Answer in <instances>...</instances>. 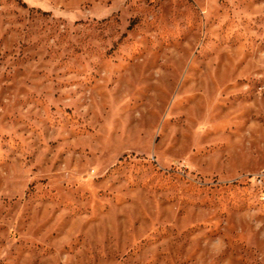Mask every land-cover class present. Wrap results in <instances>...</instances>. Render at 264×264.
I'll list each match as a JSON object with an SVG mask.
<instances>
[{
    "label": "rangeland",
    "instance_id": "374dc122",
    "mask_svg": "<svg viewBox=\"0 0 264 264\" xmlns=\"http://www.w3.org/2000/svg\"><path fill=\"white\" fill-rule=\"evenodd\" d=\"M264 0H0V264H264Z\"/></svg>",
    "mask_w": 264,
    "mask_h": 264
},
{
    "label": "built area",
    "instance_id": "2783aa9c",
    "mask_svg": "<svg viewBox=\"0 0 264 264\" xmlns=\"http://www.w3.org/2000/svg\"><path fill=\"white\" fill-rule=\"evenodd\" d=\"M257 185H259L261 188L260 190V196L262 202H264V175H256L254 178Z\"/></svg>",
    "mask_w": 264,
    "mask_h": 264
}]
</instances>
